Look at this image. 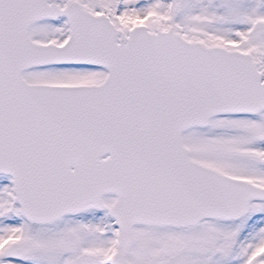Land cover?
<instances>
[{"label": "snow or ice", "instance_id": "6c2138e0", "mask_svg": "<svg viewBox=\"0 0 264 264\" xmlns=\"http://www.w3.org/2000/svg\"><path fill=\"white\" fill-rule=\"evenodd\" d=\"M0 264H264V0H0Z\"/></svg>", "mask_w": 264, "mask_h": 264}]
</instances>
